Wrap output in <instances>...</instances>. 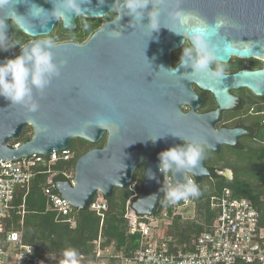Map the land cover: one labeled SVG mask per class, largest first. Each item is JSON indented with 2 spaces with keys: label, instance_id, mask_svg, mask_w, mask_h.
<instances>
[{
  "label": "water",
  "instance_id": "1",
  "mask_svg": "<svg viewBox=\"0 0 264 264\" xmlns=\"http://www.w3.org/2000/svg\"><path fill=\"white\" fill-rule=\"evenodd\" d=\"M80 3L82 11L79 15L92 18L109 13L114 0H80ZM32 4L45 10L53 7L50 0H9L0 7V25L5 21L10 40L12 30L8 16L14 15V12L27 17L21 18V23L29 29L22 32L29 36L48 34L56 23L55 18L48 21L47 13H41L39 18L32 17L29 13ZM176 9V0H156L153 11L159 14L154 16L153 22L161 26L158 32L153 31L151 37H147V26L135 20L130 24L131 17L125 15L118 25L112 24V21L102 23L83 42L56 43L52 51L61 67L60 74L52 78L42 96L34 92L39 103L38 111L29 112L25 107L11 104L0 97V161L17 160L33 153L46 156L53 150L69 147L73 138L94 144L107 132L102 147H91L76 158L73 183L52 178L56 189L74 208H87L96 193L99 192L107 200L114 188L125 189L135 166L146 156L143 183L132 207L139 215H153L162 200L158 153L179 144L182 138L172 134L184 137L185 141L193 139V132L182 124V118L188 115L180 114L179 103L172 109L171 120L158 107L160 101L165 103L167 100L166 88L176 85L167 84L166 81H177L178 89L182 91V85L188 81L183 76L187 75L185 71L191 72V68L180 67L175 76L161 69L156 74L161 79L157 83L151 81L153 76L141 73L144 61H155L149 57L144 59V54L157 47L161 66L167 68L164 64L168 63L169 50L182 42V34L168 29L184 30L172 16ZM179 9L209 23L218 17L228 21L213 38L222 61L231 54L241 57L255 55L264 59V0H180ZM148 10H151V5ZM148 10L141 21L143 24L149 22ZM77 16L73 14L70 27L61 22L62 28L73 30ZM114 30L121 34L113 36ZM19 52L20 49L7 57ZM7 57H0V62ZM191 80L211 91L220 106L233 102L228 91L230 87L245 86L257 95L264 94V70H240L219 79L199 75ZM26 126L31 127L30 138L11 146L8 142L16 139ZM226 132L237 136L245 131L237 129ZM150 135H163L155 142L152 151H149ZM198 141L217 149V145L205 139ZM223 141L235 144V140ZM148 170L154 172L157 179H149ZM206 175L210 173L203 168L195 179L200 180Z\"/></svg>",
  "mask_w": 264,
  "mask_h": 264
},
{
  "label": "built area",
  "instance_id": "2",
  "mask_svg": "<svg viewBox=\"0 0 264 264\" xmlns=\"http://www.w3.org/2000/svg\"><path fill=\"white\" fill-rule=\"evenodd\" d=\"M73 157L74 151L67 147L53 150L46 156L33 153L17 160L0 161V264H54L34 244L26 243L22 238L24 199L32 179L40 172L36 167L45 166L42 172L48 173V177L43 193L47 208L56 218L61 217L74 227L73 211L76 208L63 199L52 181L59 173L64 180L73 183V167L61 171L51 169L55 162H67ZM126 188L129 195L123 217L129 232L137 234L136 248L125 254L114 250L112 244L101 247L99 236L93 241L94 256L89 259L80 255L81 264H264V224H260L259 212L251 199L235 197L231 189L223 187L219 194L210 196V207L216 209L217 214L209 228L177 247L170 245L166 228L176 216L182 221L195 220L196 198L169 205L163 202L162 196L153 215H139L132 202L140 188L135 181H130ZM19 194L21 203L15 204ZM87 208L100 217L101 224L107 210L106 199L98 192ZM14 212L19 215L16 225L12 220Z\"/></svg>",
  "mask_w": 264,
  "mask_h": 264
},
{
  "label": "clouds",
  "instance_id": "3",
  "mask_svg": "<svg viewBox=\"0 0 264 264\" xmlns=\"http://www.w3.org/2000/svg\"><path fill=\"white\" fill-rule=\"evenodd\" d=\"M8 2L9 0H0V7ZM50 2L53 5L51 10H45L32 4L33 7L30 8L29 13L32 14V17L38 18L41 13H47L48 21L55 18L56 21L64 22L69 27L73 14L75 16L81 14L80 0H50ZM155 3L156 0H114L110 10L115 13L112 24L118 25L122 17L126 15L131 17L129 23L135 20L141 25L147 26L149 30L147 37H151L153 31L158 32L161 26L153 22L154 16L159 14L157 11H153ZM176 3L177 9L172 13V16L184 30L177 31L174 28H166L183 36V49L178 61L179 67L167 69L161 66L160 70L163 69L175 76L178 75L180 67L185 69L190 67L191 72L185 71L187 75L183 78L191 80L193 76L199 75H205L210 79L222 78L224 75L222 57L217 54L213 38L218 35L219 30L228 21L223 17H218L213 23H209L190 12L179 9L180 0H176ZM149 5H151V10H148ZM146 10H148L149 22L143 24L141 21ZM8 17L15 29L29 31L21 23V18L26 19L27 17L18 15L16 12ZM47 22L44 28H46ZM6 28L7 25L4 21V24L0 25V50L6 51L19 46L20 52L0 62V97L10 101L11 104L25 107L29 112H36L39 109V103L35 99L34 92L42 96L52 78L60 74L61 67L54 59L52 51L56 47V42L53 38H43L34 39L25 44L18 42L9 44L10 38ZM120 34L118 30H114L112 33L116 37ZM213 65L216 67L213 68ZM98 125L103 127L101 124ZM172 135L182 138L183 143L170 146L158 153V170L163 174L160 192L163 193L164 201L169 205H177L182 201L200 197L201 190L195 176L203 172L201 162L205 159L206 151L212 146L195 139L185 141L182 136ZM162 136H156L151 140L155 143ZM186 173H190V175H186ZM178 174H180L179 177ZM147 176L149 179H157L151 170L147 171ZM58 264H81L79 251L71 246L64 248Z\"/></svg>",
  "mask_w": 264,
  "mask_h": 264
},
{
  "label": "trees",
  "instance_id": "4",
  "mask_svg": "<svg viewBox=\"0 0 264 264\" xmlns=\"http://www.w3.org/2000/svg\"><path fill=\"white\" fill-rule=\"evenodd\" d=\"M14 48H9L12 50ZM6 50V51H8ZM5 50L0 51V56L4 57ZM31 127L26 126L20 135L8 142L11 146L28 140L31 136ZM84 142V140H82ZM71 144V141H70ZM85 149H79L78 146L69 147L74 151V157L67 162L57 161L51 169L61 171L62 167L72 168L76 158L93 147L94 144ZM248 164L239 165L235 168L231 179L219 177L215 186L203 187L198 181L201 195L196 198V219L180 220L178 216L174 217L171 225L166 228V235L170 238V245L175 244L177 247L188 242L194 234H198L206 229L212 223L217 214L216 209L210 207V196L217 195L223 187L231 189L233 196L246 197L252 200L259 212V222L264 224V144L251 146L246 152ZM62 163V167H60ZM46 167L39 165L32 179L28 192L24 199V214L22 222V238L26 243L34 244L43 254L47 256H61L64 248L71 246L76 248L80 255L91 259L94 256L93 241L99 236L101 238V247L113 245L114 250L130 254L137 246V234L130 233L126 219L123 217L129 191L127 188H115L107 202V210L100 224V217L89 208L75 209V226L69 224L61 217L56 218L55 213L47 208L46 197L43 193V187L47 185L48 173L42 172ZM258 179L260 183L259 190L252 186V179ZM54 180L63 179L62 174H57ZM116 190L119 192L116 193ZM262 194V198L260 195ZM163 196V193H162ZM164 202V199H163ZM21 203L20 194L15 204ZM19 215L14 212L12 220L16 225ZM201 219V221L198 220ZM58 264V261H51ZM56 262V263H55ZM259 264V263H254Z\"/></svg>",
  "mask_w": 264,
  "mask_h": 264
},
{
  "label": "flooded vegetation",
  "instance_id": "5",
  "mask_svg": "<svg viewBox=\"0 0 264 264\" xmlns=\"http://www.w3.org/2000/svg\"><path fill=\"white\" fill-rule=\"evenodd\" d=\"M81 17L83 16L78 15L75 18L76 27L73 30L63 29L61 21H56L48 34L34 37L15 29L10 21L12 39L8 43L18 42L25 44L34 39L52 38L51 35L56 30L74 34V37L53 38L56 43L63 41L83 42L87 38L79 40ZM114 17L115 13L109 11V13L102 17H85L86 20L83 21H91L93 23L91 25L92 30L90 31V34H92L102 23L113 21ZM98 19L101 20L97 24ZM18 49L19 46L14 47L10 55ZM182 49L183 44L181 42L180 45L172 47L169 50L168 63L164 64L167 69L178 65ZM151 50L150 53L144 54L143 57L144 59L149 57L150 60L155 61H144L141 65V73L150 77L153 76L151 81L157 83L161 81L160 76H156L157 73L161 72L160 54L156 53L157 47ZM156 60H159V62ZM222 66L224 68V75H230L240 70H264V59L255 55L241 57L231 54L227 60L222 61ZM212 67L215 68L216 66L213 65ZM173 81L171 79L166 81L167 84L176 83V85L166 88L168 93L166 96L167 100L165 103L159 102V109H163V112L165 111L171 120L173 116L172 109L174 105L176 106L179 103L178 110L180 114L188 115L182 118V124L193 132L192 138L197 140L205 139L211 144L217 145V149L211 147L206 151L205 159L201 162V166L209 171L210 175H206L200 180L196 179V182L200 181L203 187H209L215 186L218 183L219 178L215 176L231 179L237 166L248 164L247 156H245L248 149L251 146L264 144V94L257 95L245 86L230 87L228 91L233 97V102L228 106H220L213 93L201 87L194 80L185 81L186 84L184 82L182 85V91L178 89L177 81ZM154 86L157 88L155 84ZM237 129L244 130L245 132L237 136L226 132L227 130ZM106 136L107 132L103 133L100 139L94 143L93 147H102L106 141ZM154 137L156 135H150L149 137V151H152L156 145L151 140ZM223 140H235V144L231 145L225 143ZM182 143L183 140L181 139L178 145ZM146 165L147 157L143 156L133 170L130 181H135L138 188L142 186Z\"/></svg>",
  "mask_w": 264,
  "mask_h": 264
},
{
  "label": "rangeland",
  "instance_id": "6",
  "mask_svg": "<svg viewBox=\"0 0 264 264\" xmlns=\"http://www.w3.org/2000/svg\"><path fill=\"white\" fill-rule=\"evenodd\" d=\"M81 21H80V34H79V40H84V39H86L88 36H89V34H90V31L92 30V27H91V25L93 24L91 21H83V20H86V18L85 17H81ZM101 19H98L97 20V24L99 23V21H100ZM85 25H87V27H85ZM51 37L52 38H56V37H58V38H68V37H74V34H72V33H69V32H60V31H58V30H56V31H54V33L51 35ZM13 51V49L12 50H8V51H5V55H4V57H7V56H9L10 55V53ZM10 142V141H9ZM72 146H78L79 147V149H85L86 147H88V146H90V144H89V142H87V141H84V142H82V139H80V138H73V139H71V144L69 145V147H72ZM60 167H62V163H60V165H59ZM61 170H66V168L65 167H62L61 168ZM252 186L256 189V190H259L260 188H262V187H260V183H259V181H258V179L256 178V180L255 179H252ZM117 188V187H116ZM18 189V186L16 185L15 186V190H17ZM115 189V188H114ZM119 191L118 190H116V193H118ZM260 198H262V194L260 195ZM189 209V208H188ZM188 209L186 210V212L188 211ZM197 214V213H196ZM198 220L199 221H201V219L200 218H198ZM185 221H187V220H185ZM47 256L51 259V261H57V260H59L60 258H61V256H51L50 254H47ZM52 257H55V259H52ZM56 263V262H55Z\"/></svg>",
  "mask_w": 264,
  "mask_h": 264
}]
</instances>
